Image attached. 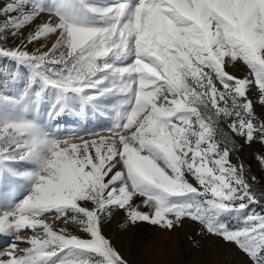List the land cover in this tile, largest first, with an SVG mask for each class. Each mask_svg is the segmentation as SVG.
<instances>
[{"label": "snow or ice", "instance_id": "obj_1", "mask_svg": "<svg viewBox=\"0 0 264 264\" xmlns=\"http://www.w3.org/2000/svg\"><path fill=\"white\" fill-rule=\"evenodd\" d=\"M90 114L107 126L63 127ZM235 137L264 144V0H0V264H132L117 212L264 264Z\"/></svg>", "mask_w": 264, "mask_h": 264}, {"label": "rangeland", "instance_id": "obj_2", "mask_svg": "<svg viewBox=\"0 0 264 264\" xmlns=\"http://www.w3.org/2000/svg\"><path fill=\"white\" fill-rule=\"evenodd\" d=\"M31 48L32 45H29V50ZM227 71L237 77H243L248 74L249 70L242 62H236L234 65L228 66ZM255 95L256 92L253 89L250 96ZM256 111L259 114L261 108L257 106ZM106 126L107 122L103 117L97 118L90 114L87 121H77L63 127L69 130L79 128L97 130ZM235 140L238 145H243L238 156L249 169V175L257 177L256 187L264 189V169L260 167L257 160V155L264 153V144L258 141H254L250 145L243 144L239 137H235ZM236 156L235 153L232 155L234 162ZM123 218L124 214L117 212L110 221L106 219L104 234L112 240L115 247L132 264H237L241 258L230 245L219 246L221 242L216 241L215 238L198 235L199 225L195 223L185 221L183 227L170 233L161 232L158 227L145 223L125 233L120 227ZM162 236L169 237V240L165 241L162 246L153 244L150 251H145L146 242L150 243ZM197 241L199 247L195 246ZM5 243L6 240L0 239V251L4 250ZM25 246L21 245V247Z\"/></svg>", "mask_w": 264, "mask_h": 264}]
</instances>
